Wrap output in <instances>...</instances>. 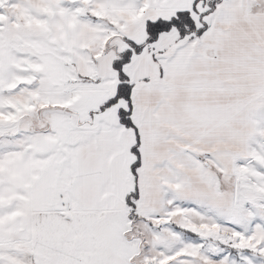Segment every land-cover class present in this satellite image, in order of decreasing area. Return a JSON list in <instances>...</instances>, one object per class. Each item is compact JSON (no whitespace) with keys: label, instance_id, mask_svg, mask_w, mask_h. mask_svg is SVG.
I'll list each match as a JSON object with an SVG mask.
<instances>
[{"label":"snow or ice","instance_id":"1","mask_svg":"<svg viewBox=\"0 0 264 264\" xmlns=\"http://www.w3.org/2000/svg\"><path fill=\"white\" fill-rule=\"evenodd\" d=\"M0 264H264V0H0Z\"/></svg>","mask_w":264,"mask_h":264}]
</instances>
